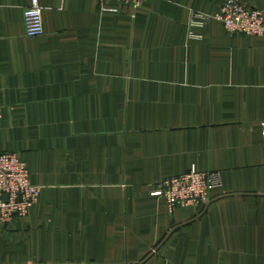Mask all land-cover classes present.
<instances>
[{"label":"crops","instance_id":"0c3cea01","mask_svg":"<svg viewBox=\"0 0 264 264\" xmlns=\"http://www.w3.org/2000/svg\"><path fill=\"white\" fill-rule=\"evenodd\" d=\"M30 2L0 0V154L41 193L0 264H264V37L189 27L226 0H40L29 38ZM191 169L220 187L170 212Z\"/></svg>","mask_w":264,"mask_h":264},{"label":"built area","instance_id":"2783aa9c","mask_svg":"<svg viewBox=\"0 0 264 264\" xmlns=\"http://www.w3.org/2000/svg\"><path fill=\"white\" fill-rule=\"evenodd\" d=\"M123 6L140 9L145 0H117ZM43 7L40 0H31L24 10L26 36L44 35ZM115 12L116 10H105ZM222 23L230 35L264 37V12L251 9L241 0H226L214 15L194 13L189 27L201 30L209 21ZM192 38L202 39L194 35ZM2 107L0 104V116ZM220 187L219 175L200 173L191 169L185 174L168 179L153 192L165 199L170 212L179 207L203 209L211 200V192ZM41 188L32 184L27 164L18 154H0V232L17 218L27 217L39 200Z\"/></svg>","mask_w":264,"mask_h":264}]
</instances>
